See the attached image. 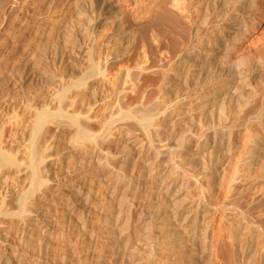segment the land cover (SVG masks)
I'll return each instance as SVG.
<instances>
[{
    "label": "bare ground",
    "instance_id": "bare-ground-1",
    "mask_svg": "<svg viewBox=\"0 0 264 264\" xmlns=\"http://www.w3.org/2000/svg\"><path fill=\"white\" fill-rule=\"evenodd\" d=\"M128 4L0 0V264H264V0Z\"/></svg>",
    "mask_w": 264,
    "mask_h": 264
},
{
    "label": "rangeland",
    "instance_id": "rangeland-1",
    "mask_svg": "<svg viewBox=\"0 0 264 264\" xmlns=\"http://www.w3.org/2000/svg\"><path fill=\"white\" fill-rule=\"evenodd\" d=\"M127 18L130 28H135L136 31L142 29L144 26H149L151 19H149V9L151 8V0H130V4L127 5ZM142 19V20H141ZM142 21V23H141ZM260 29V30H259ZM261 26L252 33L247 41V46L263 47L264 45V34L261 35ZM261 33V34H260ZM139 39V37H138ZM150 41V37L147 39ZM251 41V42H250ZM135 48V47H134ZM133 48V49H134ZM133 224L138 225L139 220L136 216L133 217Z\"/></svg>",
    "mask_w": 264,
    "mask_h": 264
}]
</instances>
